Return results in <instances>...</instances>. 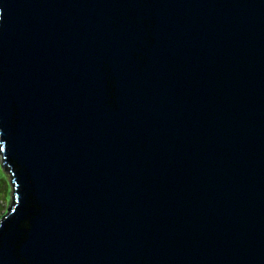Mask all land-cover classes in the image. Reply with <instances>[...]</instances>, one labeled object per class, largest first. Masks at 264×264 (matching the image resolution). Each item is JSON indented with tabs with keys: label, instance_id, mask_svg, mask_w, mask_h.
I'll return each instance as SVG.
<instances>
[{
	"label": "water",
	"instance_id": "95a60500",
	"mask_svg": "<svg viewBox=\"0 0 264 264\" xmlns=\"http://www.w3.org/2000/svg\"><path fill=\"white\" fill-rule=\"evenodd\" d=\"M0 264H264V0H0Z\"/></svg>",
	"mask_w": 264,
	"mask_h": 264
},
{
	"label": "rangeland",
	"instance_id": "374dc122",
	"mask_svg": "<svg viewBox=\"0 0 264 264\" xmlns=\"http://www.w3.org/2000/svg\"><path fill=\"white\" fill-rule=\"evenodd\" d=\"M11 181V174L3 167L2 154L0 151V219L6 214L7 208L12 201Z\"/></svg>",
	"mask_w": 264,
	"mask_h": 264
},
{
	"label": "bare ground",
	"instance_id": "6f19581e",
	"mask_svg": "<svg viewBox=\"0 0 264 264\" xmlns=\"http://www.w3.org/2000/svg\"><path fill=\"white\" fill-rule=\"evenodd\" d=\"M0 151L2 152V149H1V145H0ZM3 160V159H2ZM4 167V166H3ZM5 169H7L6 167H4Z\"/></svg>",
	"mask_w": 264,
	"mask_h": 264
}]
</instances>
